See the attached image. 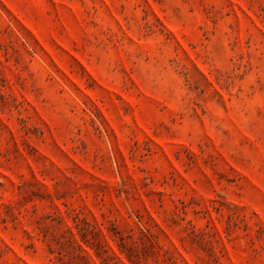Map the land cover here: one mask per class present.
Segmentation results:
<instances>
[{
  "label": "rangeland",
  "instance_id": "1",
  "mask_svg": "<svg viewBox=\"0 0 264 264\" xmlns=\"http://www.w3.org/2000/svg\"><path fill=\"white\" fill-rule=\"evenodd\" d=\"M0 264H264V0H0Z\"/></svg>",
  "mask_w": 264,
  "mask_h": 264
}]
</instances>
